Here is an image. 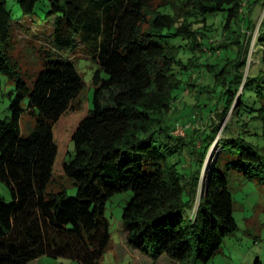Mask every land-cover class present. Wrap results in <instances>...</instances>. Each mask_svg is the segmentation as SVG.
Returning a JSON list of instances; mask_svg holds the SVG:
<instances>
[{
	"label": "trees",
	"instance_id": "16d2710c",
	"mask_svg": "<svg viewBox=\"0 0 264 264\" xmlns=\"http://www.w3.org/2000/svg\"><path fill=\"white\" fill-rule=\"evenodd\" d=\"M16 2L25 20L11 0H0V76L15 83L11 114L0 116V179L12 195L8 201L0 192V264L44 255L102 264L112 244L106 204L124 191L129 245L180 264L211 262L239 227L231 177L264 187V70L245 73L253 11L264 0ZM30 22L47 30L48 44L29 36L36 68L28 72L12 48ZM257 40L264 47V17ZM83 53L98 67L92 105L72 129L74 149L63 161L77 187L71 195L47 186L56 129L86 85L76 65ZM185 89L208 101L188 109L187 121L173 119ZM230 112L238 130L228 125L229 135L218 138ZM24 115L36 119L27 135ZM181 124L187 137L173 134ZM215 142L221 152L207 165Z\"/></svg>",
	"mask_w": 264,
	"mask_h": 264
},
{
	"label": "rangeland",
	"instance_id": "374dc122",
	"mask_svg": "<svg viewBox=\"0 0 264 264\" xmlns=\"http://www.w3.org/2000/svg\"><path fill=\"white\" fill-rule=\"evenodd\" d=\"M10 8L13 9L15 16H20L24 20V17L19 4L16 0H11ZM253 16L256 22V28L252 33L251 43L248 47L247 66L245 69L246 75L259 73L264 70V47L258 43L259 26L264 17V7L257 5L254 8ZM213 19H210L212 21ZM219 19H217L218 21ZM31 24V25H30ZM28 25L29 32L26 30H17L13 39L12 54L18 60L22 69L25 71H33L36 68L34 62V52L31 50V44L28 42L29 36L33 37L34 34L37 41L48 44V40L45 38L47 30L39 29L37 25H33L30 22ZM195 26H198L196 24ZM82 50V49H80ZM75 55V54H74ZM76 65L79 72L83 75L86 82L83 91L78 96L77 100L81 101L78 104L77 110H70L60 121L58 128L55 132V140L52 142V148L54 149V175L51 177L48 189H57L58 187H65L67 192L71 195L77 193V187L73 180L63 173V161L67 158L69 149H74V144L71 143V131L78 124L83 114L86 113V109L89 105H92L94 96V86L92 85V77L97 70V64L90 54H78L76 59ZM196 76L198 75L195 73ZM207 73H201V81L207 82L209 78ZM201 82V83H202ZM14 80H10L5 75L0 76V116L10 115V95L9 93L14 90ZM196 94V93H195ZM189 89H185L181 92L180 99L176 102L173 111H171V117L173 119H181L187 121L190 116L185 115L187 110L195 108L194 104L198 101L201 105L203 100L208 101L205 96H198ZM197 97V100H196ZM197 109V108H195ZM194 114V113H193ZM196 119L198 120L196 125L200 126L203 123L202 114L195 112ZM189 117V118H188ZM213 120H219V117L215 114L211 115ZM234 114L230 112L222 123V133L218 138H223L226 133L224 127L230 125L229 131L237 132L238 125L234 123ZM36 119L33 116L24 115L21 121V132L24 135L30 133L33 130ZM182 126V124H181ZM180 126V127H181ZM220 129V130H221ZM225 130V131H224ZM174 135L178 137H187L186 132L182 129L175 128ZM221 148L219 143L216 142L211 146L207 155V165L212 164L218 155ZM70 158V157H69ZM188 159V158H187ZM205 175L202 177L201 189H203ZM241 177H231L232 190L236 199L235 216L239 222L237 231L231 235H228L223 251L220 255L214 258L207 264H264V187H258L255 184L245 183L241 181ZM0 192L2 195L10 201L12 195L10 189L0 179ZM130 198V191L119 192L112 196L106 204L105 214L110 221L112 244L111 247L104 253L101 263L102 264H180L172 258L162 255L154 258L147 255L140 250H137L133 246L127 243V238L123 232V220L122 214L126 203ZM29 264H83L77 260L67 257H52L48 255L41 256Z\"/></svg>",
	"mask_w": 264,
	"mask_h": 264
},
{
	"label": "built area",
	"instance_id": "2783aa9c",
	"mask_svg": "<svg viewBox=\"0 0 264 264\" xmlns=\"http://www.w3.org/2000/svg\"><path fill=\"white\" fill-rule=\"evenodd\" d=\"M180 126H177L176 128H179L181 130L183 129L186 132V129H187L188 125H182L181 127Z\"/></svg>",
	"mask_w": 264,
	"mask_h": 264
}]
</instances>
